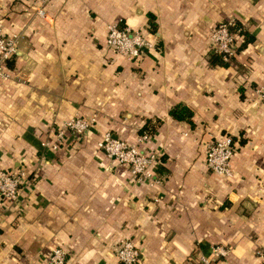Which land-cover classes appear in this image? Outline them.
I'll list each match as a JSON object with an SVG mask.
<instances>
[{
    "label": "crops",
    "instance_id": "crops-1",
    "mask_svg": "<svg viewBox=\"0 0 264 264\" xmlns=\"http://www.w3.org/2000/svg\"><path fill=\"white\" fill-rule=\"evenodd\" d=\"M31 6L0 0V31L18 35L0 76V167L29 177L15 200L0 199V264H48L55 245L66 264H123L124 238L140 250L135 264H264V0H49L45 17ZM227 20L253 39L236 30L228 64H211V29ZM109 23L145 29L155 47L116 52ZM75 113L96 121L46 144ZM146 123L153 184L97 147L105 130L134 140ZM224 134L231 177L205 161L207 141ZM216 244L228 254L213 257Z\"/></svg>",
    "mask_w": 264,
    "mask_h": 264
},
{
    "label": "built area",
    "instance_id": "built-area-1",
    "mask_svg": "<svg viewBox=\"0 0 264 264\" xmlns=\"http://www.w3.org/2000/svg\"><path fill=\"white\" fill-rule=\"evenodd\" d=\"M49 0H32V9L41 17L46 16L45 4ZM233 20L221 21L211 29L209 40L210 50L222 53L228 60L235 54L237 34L230 29ZM106 42L116 52L128 58H140L144 53L152 50L155 43L149 38L147 31L142 28H133L127 24L109 23L107 25ZM18 49V35L4 34L0 31V76L8 77L10 74L5 69V61L12 58ZM256 92L264 100V83L256 87ZM96 121L94 115L73 114L54 130L55 138L47 141L51 148H58L65 133L70 131L80 135ZM150 134L147 129L138 133L134 140H128L114 135L112 131L105 130L97 140L100 148L109 158L118 164L126 165L139 182L153 184L158 181L155 166L158 155L155 151L147 150L144 144ZM234 140L230 134H224L207 141L205 145V161L209 170L223 177L233 176L232 155ZM29 180L24 169H6L0 167V199L15 200L20 194V187ZM212 256L216 259L228 254L229 248L216 244L212 246ZM259 255L264 259V251L259 250ZM66 250L62 245L52 247L48 264H66ZM116 257L123 264H135L140 258V250L130 238H124L115 248ZM203 264H213L215 260L200 256Z\"/></svg>",
    "mask_w": 264,
    "mask_h": 264
},
{
    "label": "trees",
    "instance_id": "trees-1",
    "mask_svg": "<svg viewBox=\"0 0 264 264\" xmlns=\"http://www.w3.org/2000/svg\"><path fill=\"white\" fill-rule=\"evenodd\" d=\"M230 29L233 30V31L238 30L240 33H244L245 36H246V39H248V40H252L253 39V36L252 35H248V33L243 30L242 25L236 20H233V24L230 25ZM229 59L226 60V59L223 58L222 53H219L217 51H212L211 50V53L209 55V59L208 60H209V62L211 64L226 65V64H228ZM170 113L172 115H174L175 117H177V118L189 119L190 116H191V110L185 105H175V106H173L170 109ZM151 126L149 127V125L146 123L139 129L138 132L140 133L144 129H147L150 132V131H152V127Z\"/></svg>",
    "mask_w": 264,
    "mask_h": 264
}]
</instances>
